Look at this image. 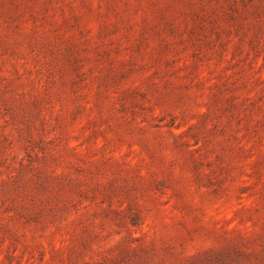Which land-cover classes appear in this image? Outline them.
Segmentation results:
<instances>
[{
	"label": "rangeland",
	"instance_id": "1",
	"mask_svg": "<svg viewBox=\"0 0 264 264\" xmlns=\"http://www.w3.org/2000/svg\"><path fill=\"white\" fill-rule=\"evenodd\" d=\"M0 264H264V0H0Z\"/></svg>",
	"mask_w": 264,
	"mask_h": 264
}]
</instances>
